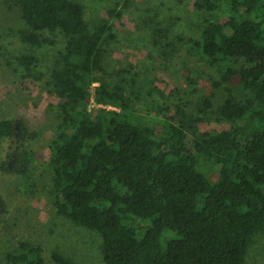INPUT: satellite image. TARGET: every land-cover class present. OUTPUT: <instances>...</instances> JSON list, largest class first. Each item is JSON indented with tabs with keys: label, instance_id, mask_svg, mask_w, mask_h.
Returning <instances> with one entry per match:
<instances>
[{
	"label": "trees",
	"instance_id": "trees-1",
	"mask_svg": "<svg viewBox=\"0 0 264 264\" xmlns=\"http://www.w3.org/2000/svg\"><path fill=\"white\" fill-rule=\"evenodd\" d=\"M12 1L28 27L24 43L53 46L44 31L68 40L52 74L56 94L65 98L70 84L86 94L52 142L58 215L101 236L105 264H245L253 238L264 236V0H227L226 20L207 21L201 39L189 41L190 51L219 72L215 86L229 94L215 111L218 120L239 125L216 135L199 134L187 117L178 131L162 122L160 132L136 114L135 88L111 87L104 68L105 46L116 40L110 19L91 27L85 7L73 0ZM218 1L205 0L206 8L215 11ZM154 38L162 45L167 32ZM35 61L19 58L26 77L40 81ZM93 84L99 107L89 111ZM203 103L212 106L210 98ZM18 132L13 121L0 123V139L12 151V164L4 161L0 171L27 177L36 160L27 131ZM201 159L217 168L214 180L202 172ZM166 232L176 239L164 247ZM6 261L75 264L59 252L47 259L28 241Z\"/></svg>",
	"mask_w": 264,
	"mask_h": 264
},
{
	"label": "rangeland",
	"instance_id": "rangeland-1",
	"mask_svg": "<svg viewBox=\"0 0 264 264\" xmlns=\"http://www.w3.org/2000/svg\"><path fill=\"white\" fill-rule=\"evenodd\" d=\"M73 1L85 7L91 27L110 19L116 40L105 46V79L111 87L136 89L132 98L138 116L160 132L165 130L162 122L178 131L177 122H184V117L196 125L199 134L216 135L239 127L218 120L215 111L229 96L226 86L216 87L219 72L189 49L190 40L201 39L207 21L226 20L227 0L218 1L215 11L206 8L205 0ZM12 2L0 0V123L13 121L18 134L27 131L26 145L36 161L27 177L0 171V264H7V254L23 241L41 247L47 259L59 252L75 264H105L101 236L59 216L54 206L52 142L69 108L80 107L86 97L79 86L70 84L67 96L61 98L52 83L68 40L59 31H44L42 37L52 40L53 46L24 43L21 32L28 27ZM115 9L121 17H110V10ZM158 30L167 32L162 45L155 43ZM24 56L36 59L34 67L43 74L42 80L26 77L19 62ZM97 86L93 84L87 91L92 97L89 111L99 107L93 99ZM206 98L211 99V107L204 105ZM9 144L0 139V166L7 160L12 164L7 157L12 155ZM200 163L202 172L214 180L217 168L202 159ZM173 239L176 234L166 232L163 246ZM245 264H264V236L253 238Z\"/></svg>",
	"mask_w": 264,
	"mask_h": 264
},
{
	"label": "built area",
	"instance_id": "built-area-1",
	"mask_svg": "<svg viewBox=\"0 0 264 264\" xmlns=\"http://www.w3.org/2000/svg\"><path fill=\"white\" fill-rule=\"evenodd\" d=\"M101 107L104 108V109L106 108V107H104V106H101Z\"/></svg>",
	"mask_w": 264,
	"mask_h": 264
}]
</instances>
